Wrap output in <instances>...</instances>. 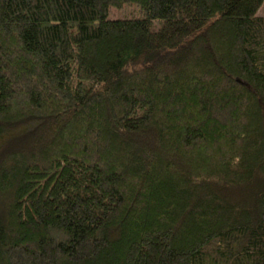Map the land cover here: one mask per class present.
Wrapping results in <instances>:
<instances>
[{"label": "trees", "instance_id": "trees-1", "mask_svg": "<svg viewBox=\"0 0 264 264\" xmlns=\"http://www.w3.org/2000/svg\"><path fill=\"white\" fill-rule=\"evenodd\" d=\"M263 7L0 0V264H264Z\"/></svg>", "mask_w": 264, "mask_h": 264}, {"label": "rangeland", "instance_id": "rangeland-1", "mask_svg": "<svg viewBox=\"0 0 264 264\" xmlns=\"http://www.w3.org/2000/svg\"><path fill=\"white\" fill-rule=\"evenodd\" d=\"M117 13V14H116ZM137 15V11L135 10L134 7H129L128 9L125 8L123 10H120L118 12H113L111 14V17H127L128 15ZM260 16H264V7L262 8V10L259 12Z\"/></svg>", "mask_w": 264, "mask_h": 264}]
</instances>
